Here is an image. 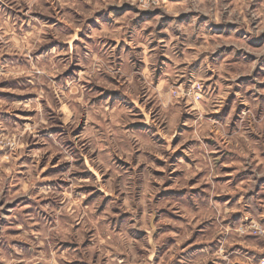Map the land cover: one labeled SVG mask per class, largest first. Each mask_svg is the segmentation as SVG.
<instances>
[{
	"label": "clouds",
	"instance_id": "9594fccd",
	"mask_svg": "<svg viewBox=\"0 0 264 264\" xmlns=\"http://www.w3.org/2000/svg\"><path fill=\"white\" fill-rule=\"evenodd\" d=\"M0 264H264V0H0Z\"/></svg>",
	"mask_w": 264,
	"mask_h": 264
}]
</instances>
